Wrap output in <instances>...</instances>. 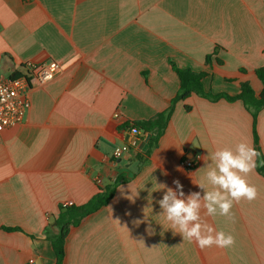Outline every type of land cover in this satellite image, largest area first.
<instances>
[{
    "label": "crops",
    "instance_id": "1",
    "mask_svg": "<svg viewBox=\"0 0 264 264\" xmlns=\"http://www.w3.org/2000/svg\"><path fill=\"white\" fill-rule=\"evenodd\" d=\"M43 62L61 64L62 73L32 91L24 123L1 135L0 264H55L46 236L65 204H86L100 192L97 180L119 175L128 181L110 203L71 230L66 264H264L258 157L246 177L257 199L234 204V222L206 218L235 237L230 248L183 241L158 203V184L175 190L177 179L186 195L203 194L196 183L211 190V153L240 142L257 150L254 129L264 156V109L255 120L241 101L193 95L175 104L142 161L135 142L147 136L124 129L170 108L180 90L173 65L207 73L205 89L215 95L236 96L248 82L259 96L264 0H0V76ZM197 156L196 169L183 167Z\"/></svg>",
    "mask_w": 264,
    "mask_h": 264
},
{
    "label": "clouds",
    "instance_id": "2",
    "mask_svg": "<svg viewBox=\"0 0 264 264\" xmlns=\"http://www.w3.org/2000/svg\"><path fill=\"white\" fill-rule=\"evenodd\" d=\"M259 155L246 142L238 143L234 149L225 147L211 153L212 164L208 165L206 181L212 188L209 190L204 183H196L203 194L195 191L186 195L178 179L173 181L175 190L158 184L159 190L165 189L158 201L163 210L161 215L170 222L173 230H177L175 233L182 235L183 241L194 242L202 250L234 246L235 237L223 230L217 231L206 218L220 215L234 222V204L257 199L258 190L246 177L254 171Z\"/></svg>",
    "mask_w": 264,
    "mask_h": 264
},
{
    "label": "trees",
    "instance_id": "3",
    "mask_svg": "<svg viewBox=\"0 0 264 264\" xmlns=\"http://www.w3.org/2000/svg\"><path fill=\"white\" fill-rule=\"evenodd\" d=\"M208 60L209 57H207V61ZM173 68L180 78V90L177 97L171 102L170 108L163 113H158L152 120L135 122L124 127L125 130H132L134 128L138 129V131L143 134V137L151 134L147 152L136 156L139 161H142L144 157H149L152 150L158 146L160 138L164 135L171 122L175 104L182 100H188L193 95L208 98L213 102L221 99L228 100L232 103L241 101L245 108L253 114L255 120L258 113L264 109V66L256 70V76L263 85V90L259 96L256 95L254 89L248 82L240 84V93L236 96H232L228 93L215 95L205 89L203 81L208 77L207 73H196L191 70L177 68L175 65H173ZM15 77H17V74H14L11 78ZM187 110H189L188 107ZM118 132H120V130H118ZM254 139L257 151L260 153L258 161H264V156L260 149L259 138L255 129ZM146 161L147 160H145V163ZM127 181L128 179L126 175H119L116 179L111 180L104 185V187H100V192H98L86 204L63 208L61 213H59L55 219L56 231L52 228L50 233L48 232V236H46L55 253V264H66L67 239L70 236L71 230L78 227L87 216L94 215L102 208L106 207L115 197L118 188ZM64 209L66 210L64 211Z\"/></svg>",
    "mask_w": 264,
    "mask_h": 264
},
{
    "label": "built area",
    "instance_id": "4",
    "mask_svg": "<svg viewBox=\"0 0 264 264\" xmlns=\"http://www.w3.org/2000/svg\"><path fill=\"white\" fill-rule=\"evenodd\" d=\"M25 71L26 74L15 78L5 79L0 76V140L5 130L24 123L26 120L31 107L32 91L52 82L62 73L63 66L57 62L29 63ZM131 132L135 136H143L136 128ZM124 152L125 148L117 149L114 157L121 158ZM200 164L201 156H197L193 161L188 159L182 161L183 167L190 170L196 169ZM97 184L99 187H104L101 179L97 180ZM72 206L73 203L65 204L66 208ZM33 263L34 260L29 262V264Z\"/></svg>",
    "mask_w": 264,
    "mask_h": 264
},
{
    "label": "water",
    "instance_id": "5",
    "mask_svg": "<svg viewBox=\"0 0 264 264\" xmlns=\"http://www.w3.org/2000/svg\"><path fill=\"white\" fill-rule=\"evenodd\" d=\"M150 138L151 134H148L144 141L137 140L135 142V146H137L138 149L142 150L143 152H146L147 148L149 147ZM127 151L129 152L130 148H128ZM126 159H129V157L127 156Z\"/></svg>",
    "mask_w": 264,
    "mask_h": 264
},
{
    "label": "rangeland",
    "instance_id": "6",
    "mask_svg": "<svg viewBox=\"0 0 264 264\" xmlns=\"http://www.w3.org/2000/svg\"><path fill=\"white\" fill-rule=\"evenodd\" d=\"M229 86H231V84ZM232 90H233V88H232Z\"/></svg>",
    "mask_w": 264,
    "mask_h": 264
}]
</instances>
